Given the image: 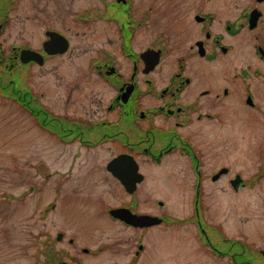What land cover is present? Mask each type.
Wrapping results in <instances>:
<instances>
[{
	"label": "flooded vegetation",
	"instance_id": "obj_1",
	"mask_svg": "<svg viewBox=\"0 0 264 264\" xmlns=\"http://www.w3.org/2000/svg\"><path fill=\"white\" fill-rule=\"evenodd\" d=\"M46 1L48 22L40 23L43 15L38 13L35 35L8 47L4 35L11 26L8 9L13 0H0V62H10L0 69V85L6 72L15 70V103L30 114L41 133L79 147L80 153L113 150L104 168L120 193L106 203L92 200L90 222L78 225L73 222L82 214L70 221L69 213L71 205L76 213L83 198L80 191L48 202L37 220L45 221L52 212L58 226L30 230L35 248L46 255V261L37 256L34 264H264V227L254 241L246 234L232 236L213 220L214 206L229 204L215 198V189L225 187L238 198L264 177V163L247 176L243 168L226 163L222 153L215 156V149L224 148L223 141L230 140L232 147L240 139L245 144L241 130L246 125L250 131L264 128V0H252L224 17L189 9L176 38L167 28L150 37V0L138 5L135 0H93L89 7L81 0L63 5ZM20 24L23 34L25 26ZM246 33L254 40V68L237 60ZM187 34L195 38L187 51L170 45V40L180 42ZM93 43V55H88ZM64 61L72 66L78 62L77 75L65 84L63 75L55 74V63ZM43 69L46 89L52 84L47 91L35 78ZM30 70L29 82L23 74ZM56 91L64 92L63 112L52 103ZM258 149L264 151V145ZM172 157L182 162L183 177L175 179L177 188L160 187L158 195L151 196L146 188L149 169L164 167ZM132 158L137 173L129 175ZM118 159L123 160L116 167L123 180L109 170ZM174 190L183 216H174L164 194L172 197ZM115 210L152 220L128 223L114 217ZM98 229L101 235L96 236ZM183 230L191 232L184 236ZM162 240L174 242L172 253L161 256L157 249Z\"/></svg>",
	"mask_w": 264,
	"mask_h": 264
},
{
	"label": "rangeland",
	"instance_id": "obj_2",
	"mask_svg": "<svg viewBox=\"0 0 264 264\" xmlns=\"http://www.w3.org/2000/svg\"><path fill=\"white\" fill-rule=\"evenodd\" d=\"M58 1L63 5L66 0ZM142 1L146 0H135V3L138 5ZM250 1L252 0H150L151 22L148 29L150 37L167 28L172 33L170 37L176 38L183 27L182 20H187L183 18V15L189 9L190 13L202 9L216 11L220 17H224L226 13L230 14L248 5ZM80 3L89 7L94 5L95 1L81 0ZM44 4H47L46 0H17L15 3L13 0L8 9V20L11 21L9 22L11 26L4 35L8 47L14 44L16 39L30 38L33 34L35 35L34 28L39 22L38 13L43 15L40 23L48 22ZM31 20L33 23H30ZM21 22L25 26L23 34L21 30L19 31ZM194 39L187 34L180 42L177 39L170 40V45L174 44L175 47L178 44L179 52L187 51ZM243 43L245 48L241 51L243 55L238 56V64L254 68L257 61L253 49V36L246 33ZM95 46V43L88 45V55L92 54L91 51ZM137 46L142 47L144 43H137ZM170 61L171 58L168 61L169 68ZM189 62L192 63L193 60ZM55 65V74H62L64 77L63 84L78 73L74 69V66L78 67L77 61L74 62V66L71 61L56 62ZM214 67H219V64ZM10 76L11 79L16 80L14 86L17 88L19 78H15V70ZM23 77L29 79V82L33 81L31 70L23 74ZM35 78L38 79L40 89H46L47 77L44 69L36 73ZM6 81L7 77L5 79L4 75V84ZM49 86L52 84H48L46 91ZM2 90L5 92L4 89ZM2 94L0 92V264H34L37 256L39 261H46V255L35 248V240L30 230L50 229L52 223L54 228L58 226L59 218L54 217L52 212L45 221L37 220V214L47 206L48 202H51L53 198L62 200L68 194L80 191L83 198L79 204H76L77 211L75 213L71 205L69 213L70 221L76 214H82L81 219L73 222L74 225H78L86 222L87 216L93 213L95 205L91 202L92 200L106 203L115 195H119L120 191L113 187V179L107 175L104 168L113 150L84 149L80 153L79 147L62 144L57 138H51L38 131L30 114L21 111V107L15 103L17 100ZM63 94L64 92L56 91L53 95L52 103L55 104L58 112L64 111ZM94 96L95 94L92 96L93 99H95ZM241 134L243 138L246 137L245 144L240 139L232 147L230 140L223 141L224 148L215 149V156L222 153L221 156L226 157L224 160L226 163L235 165V168H243L247 176H252L256 173L257 165L264 163V151L258 149L264 145V135H260L264 134V128L260 132L250 131L246 125L245 129L241 130ZM244 148L246 149L242 154ZM180 163L182 162L178 158L172 157L170 162H165L164 167L149 169L152 172L150 179L146 182V188L151 196H157L161 190L160 187L177 188L176 180L183 177V168ZM261 167L264 168V165ZM149 170L146 168L144 171L149 174ZM254 182L252 187L244 190L238 198L227 194L225 187L215 189V198L221 201L228 200L229 204L223 202V204L215 205L213 220L219 222L232 236L240 237L246 234L248 238L258 241V233L264 227V177ZM164 194L171 201L170 208L174 216H183L184 210L179 206L181 199L176 198L177 191H173L172 197L166 191ZM92 224L93 229L96 228V224L94 222ZM189 232L191 231H181L184 236ZM95 235H101L99 229L95 231ZM168 237L167 240H170ZM167 240H162L157 249L161 256L167 251L168 254L173 251L170 249L174 242ZM185 244L188 245V242L186 241ZM255 245L254 243L253 246ZM153 253L154 250L151 251V254ZM115 260H121V258Z\"/></svg>",
	"mask_w": 264,
	"mask_h": 264
},
{
	"label": "water",
	"instance_id": "obj_3",
	"mask_svg": "<svg viewBox=\"0 0 264 264\" xmlns=\"http://www.w3.org/2000/svg\"><path fill=\"white\" fill-rule=\"evenodd\" d=\"M122 163H123L122 159H118V161H114L109 166V170L112 171L115 175H117L120 179L123 180L121 173L118 171V169H116V167H117L116 164L120 165ZM130 163L133 165V167H132V169L129 170V172H128L129 175L136 173V168H137L135 162L132 159H131ZM112 214H114L119 219L125 220L128 223H134V221H142L144 223H149V219H151V218H147V217H136V216L132 215L129 211H123V210L114 211Z\"/></svg>",
	"mask_w": 264,
	"mask_h": 264
}]
</instances>
